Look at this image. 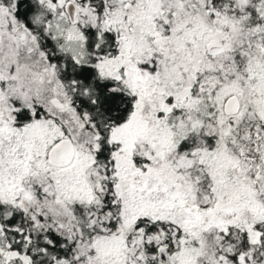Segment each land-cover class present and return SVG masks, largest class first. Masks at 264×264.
I'll use <instances>...</instances> for the list:
<instances>
[{
  "label": "snow or ice",
  "instance_id": "obj_1",
  "mask_svg": "<svg viewBox=\"0 0 264 264\" xmlns=\"http://www.w3.org/2000/svg\"><path fill=\"white\" fill-rule=\"evenodd\" d=\"M0 264H264V0H0Z\"/></svg>",
  "mask_w": 264,
  "mask_h": 264
}]
</instances>
